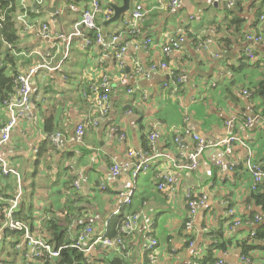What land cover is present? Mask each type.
I'll return each instance as SVG.
<instances>
[{"label":"crops","instance_id":"crops-1","mask_svg":"<svg viewBox=\"0 0 264 264\" xmlns=\"http://www.w3.org/2000/svg\"><path fill=\"white\" fill-rule=\"evenodd\" d=\"M100 3L97 19L107 41L110 34L126 31L123 21L130 18L137 4L148 11L141 34L134 38L126 34L129 48L122 60L117 58V50L104 51L90 30L81 28L80 35L68 38L81 18L83 0H16L19 41L12 52L15 67L26 72L47 65L31 78L33 122L17 123L3 150V156L19 168L22 183L28 181L30 186L21 209L31 210L37 224L59 220L67 226L70 241H76L87 224H92L97 234L105 233L112 218L140 213L122 244L98 243L92 249L96 264H106L114 257L123 258L126 264H195L208 254L223 264H264V246L244 258L241 245L244 240L251 242L252 229L264 224L262 209L253 202L254 180L247 169L250 159L264 166V99L251 90L264 80V45H258L250 65H242L251 44L246 35L238 36L228 51L216 41L229 35L224 22L227 14L244 19L245 33L262 32L264 36V13L257 16L259 9L264 11V0H181L175 9L164 0H132L131 9L116 22L108 21L114 14L110 4L123 1ZM43 24H49L48 38L42 35ZM179 29L184 30L187 41L167 56L163 46ZM210 37L214 43L200 48V42ZM145 38H151L152 45L136 48L135 42L142 44ZM10 47L0 34V53ZM164 61L179 74L177 81L162 69L149 78L137 73L138 67L148 72L153 64ZM12 72L9 69L8 73ZM108 74L113 83L111 109L109 116L95 125L91 121L98 111L85 92ZM121 74L127 76L134 92L123 87ZM50 114L54 117L52 133L45 130V118ZM7 120L0 106V122ZM83 122L85 134L79 141L77 127ZM186 127L211 143L229 136L238 139L227 146L209 147L197 170L180 172L177 187L161 191L159 181L173 170L170 158L183 155L175 138ZM153 132L158 135L154 149ZM55 133L60 137L53 142ZM46 139L55 150L51 158L50 153L45 156L48 166L42 163L37 167L38 151ZM156 152L159 156L154 157ZM149 157L155 160L147 172L135 177L132 169H126L119 178H111L113 164L130 166ZM77 180L80 188L75 187ZM259 186L264 193V181ZM1 188L15 194L18 182L13 176H4ZM128 190L133 191L131 204L121 196ZM189 190L206 200L192 228L186 230ZM69 201L79 208L76 217L67 218ZM251 210L262 219L247 224L244 217ZM237 219L242 221L239 226L234 225ZM151 238L159 242L154 260L147 249Z\"/></svg>","mask_w":264,"mask_h":264},{"label":"built area","instance_id":"built-area-1","mask_svg":"<svg viewBox=\"0 0 264 264\" xmlns=\"http://www.w3.org/2000/svg\"><path fill=\"white\" fill-rule=\"evenodd\" d=\"M84 4L81 9V18L75 23V29L72 34L68 35V38L80 35L81 28H85L86 30H90L94 34V41L97 42L104 51H107L109 48H113L116 51V56L118 59L122 60L125 56L128 48L129 42L126 41L127 31H117L113 34H110L109 41L104 37V33L102 32V28L100 23L98 22V15L100 14L102 8L100 0H83ZM166 1L170 7L175 9L181 4V0H164ZM72 8H75L72 5ZM147 10L143 4H137L131 11L130 18L123 21V24L127 30L130 29V34L133 36H137L141 34V24L145 20L147 16ZM43 36L48 38V30L49 24H43L42 26ZM247 39L251 41L249 47L246 48V54L248 56L253 57L255 47L264 42V36L261 34L247 35ZM187 41V36L183 29H179L178 35L169 36L167 41L163 46V52L165 55H171L173 52L180 50L185 42ZM92 40H88L87 43H91ZM153 40L151 38H145L142 44L135 42V47L139 48L142 46L148 47L152 45ZM214 43V39L212 37L207 38L200 42L199 47L207 49L210 45ZM43 66L47 67L46 64H40L34 67H31L26 72H20L16 78L17 92L12 95L8 100L5 101L6 105V113L8 120L6 123L0 128V165L3 174L11 175L13 177H19V188L15 197L8 199L9 206L6 209L4 225L2 227L4 230H23L25 232L22 243L16 246V253L20 255H24L26 261L24 264H37V262H41L42 259L48 258L50 260L59 257V250H56L55 246L47 242L40 234H33L30 230L29 225L23 222L20 219H17L14 214L20 205V200L23 195L22 188V177L21 173L18 170V167L11 164L9 159L3 156V148L9 142L11 138V133L13 127L21 122H33L34 120V109L35 105L31 99L32 93V85L31 78L34 74ZM162 69L168 71L170 77L173 78L175 76V71L172 68H169V65L166 61L162 62L160 65L153 64L148 72H145L142 67H138L137 73H139L143 77H151L154 72ZM121 84L127 85L129 80L125 74L120 75ZM175 82V81H174ZM112 76L105 75L102 77L100 83L94 82L91 86V90L93 92V104L97 109L98 113L95 117L92 118V123L97 125L101 120H104L109 116V112L111 109V94H112ZM129 92H134L133 88L128 89ZM86 93V92H85ZM261 120L264 123V114L261 115ZM248 124H252V120L248 121ZM86 124L83 122L77 127V138L80 141L85 134ZM157 133L153 132L150 134V140L155 148V139L157 138ZM60 137L59 133H55L51 136V140L55 142ZM238 138L236 136H229L227 138H223L217 142L211 143L210 141L204 139L199 133L191 130L186 127L183 129L175 138V142L183 147V155L178 158H170L171 160V168L172 171L168 172L162 180L159 181L157 187L161 191L165 190H174L177 185L180 183V172L185 171H195L200 166V161L203 153L212 146H227L230 145L233 141H236ZM130 155L134 154L133 150H130ZM159 156L156 152L154 157ZM155 160L153 157L147 158V160L142 162H133L130 166H122L120 164H113L111 167V178L117 179L119 178L126 169H132L133 176L137 177L141 172H147L151 165L152 161ZM218 165L224 167L222 161L218 162ZM247 169L252 173L254 184L252 189L256 191L258 186L262 184L264 181V166L257 164L250 159L247 162ZM18 181V180H17ZM75 187L80 188L81 182L79 180L75 181ZM121 196H124L127 204L132 203L133 191L128 190L126 192H122ZM188 197V207L189 213L187 216V221L185 224L186 230H190L195 222V218L198 214L199 208L203 203H205L206 196H198L195 195L193 191L189 190L187 192ZM0 198H2L0 196ZM232 212V210L230 211ZM140 218V213H134L127 218V220L123 223L120 232L121 233H129L133 227L137 224ZM262 216L256 215V221H260ZM242 223L241 219H237L234 221L235 226H239ZM247 224H251L250 221ZM92 224H88L84 230V233L78 237L72 246L80 248L85 252V255H92L90 253L92 249H96V245L98 243H102L103 245L108 246H116L123 243V238L118 236L114 239L107 238L104 236V233L97 234L96 230ZM255 231H252L250 236H254ZM91 243L88 244L89 240ZM158 241L154 238H151L147 249L151 251L150 258L154 260L155 258V248L158 245ZM246 256H244L245 258ZM243 258V259H244ZM195 264H200L199 262ZM207 264H223L222 260H216L212 263Z\"/></svg>","mask_w":264,"mask_h":264},{"label":"trees","instance_id":"trees-1","mask_svg":"<svg viewBox=\"0 0 264 264\" xmlns=\"http://www.w3.org/2000/svg\"><path fill=\"white\" fill-rule=\"evenodd\" d=\"M16 13H17L16 0H0L1 39L9 46H12V48L10 47L3 54L0 53V106L3 107L5 111H6L5 101L8 100L12 95H14L17 92L16 78L17 75L20 73L15 67L16 66L15 56L12 54L15 45L19 41L18 28L15 20ZM263 13L264 11L261 8L259 9L257 16L259 17ZM231 15L232 17H230ZM231 15L227 14V18L224 20V22H226L225 31L228 32L229 35L227 36L223 35L222 37L216 38L217 45L224 51L230 50L229 47L231 46V44H233V42H235L238 36L245 37L246 35L247 38V35H249L245 33V30L243 28L244 19L236 14H231ZM126 31L127 33L130 34L129 28H127ZM259 34L263 36L262 32L257 33V35ZM90 35L94 39L93 36L94 34L91 33ZM129 37L134 38L135 36L130 35ZM261 45H264V42ZM258 51H259V46L257 45L255 47L253 56L257 54ZM251 58H252L251 56L245 55L241 60L242 65H250L248 61ZM9 69L13 71L12 74L8 73ZM178 77L179 74L177 73V71H175V76H173V80L177 81ZM101 80L102 79L96 82L100 83ZM111 85L113 87V83ZM91 86L92 84L88 87L85 93V98L91 101L93 104V99H92L93 92L91 90ZM123 87H125L127 91L129 88H131L129 84L123 85ZM251 90H253L254 92L253 94L262 96L264 99V80H262L257 85L253 86ZM5 123L6 122H0V128ZM45 130L48 133L53 132L54 130L53 114H50L45 118ZM54 150H55V146L51 144L50 139L44 140L41 143L38 151V158L36 160L37 167L42 163L48 166L50 162L45 161V156L47 153H50V158H51L53 156L52 153ZM4 176H11V175L3 174L0 165V196L2 197L0 198V264H20V263L24 264V262L26 261L24 255L17 254L15 250H16V246L22 243L25 232L19 229L4 230V231L2 229L4 225L6 209L9 206L8 199L15 197L16 195V194H7L1 188V179ZM259 187L257 192L254 191L253 202L255 203L256 206L261 207L262 212L264 214V193L260 191ZM22 188H23L22 190L23 195L20 200V205L16 210L14 216L17 219H20L23 222H25L27 225H29L30 230L32 231L33 234H40L47 242L55 246L56 250H59V257L52 260L48 258H44L42 259L41 262H37V264H96V258H94L92 255H88V256L85 255V252L83 250L71 245L74 244L75 241H70L67 238V234L69 230L67 226L62 225L59 220L57 219L47 220L45 222V226L43 224L44 221L42 222V220L39 222L40 224H37L36 222H34L35 217L31 210L28 209L26 210L25 208L21 209L22 201L24 200V198H26V191H29L30 186L28 188L23 182ZM66 211H67V218L76 217L78 215L77 211H79V208L75 207V204L72 201H69L66 204ZM256 213L257 211L251 210L249 212V215L244 217V221H250L251 223H255L256 215L258 214L260 215V213L257 214ZM126 220L127 218L123 214L112 218L109 221L104 236L111 239H114L118 236H121L123 238L125 234L121 233L120 230L123 223ZM80 228L81 226L78 227V231ZM252 231H255V235L251 237V242H249V240H244L243 242H241V245L243 247V253L245 254V256H248L247 254L254 248L259 246L260 247L264 246L263 243L264 224H259V226H257V228L255 229H252ZM83 233L84 231H82L81 234H79V236H81ZM221 245H223V243H220V246ZM210 255L211 254H208V256H206L202 260H199L198 262L200 264H207L217 260V258H214L212 255L211 256ZM106 264H126V262L121 257H114L112 260L106 262Z\"/></svg>","mask_w":264,"mask_h":264},{"label":"water","instance_id":"water-1","mask_svg":"<svg viewBox=\"0 0 264 264\" xmlns=\"http://www.w3.org/2000/svg\"><path fill=\"white\" fill-rule=\"evenodd\" d=\"M123 3L121 5L116 3H111L110 6L114 10V14L111 19H109V22H116L120 18L123 17V15L128 12L131 9V2L132 0H122Z\"/></svg>","mask_w":264,"mask_h":264},{"label":"rangeland","instance_id":"rangeland-1","mask_svg":"<svg viewBox=\"0 0 264 264\" xmlns=\"http://www.w3.org/2000/svg\"><path fill=\"white\" fill-rule=\"evenodd\" d=\"M14 166H16L17 167V165H14ZM18 170H19V168H18ZM20 172V171H19ZM21 177H22V175H21ZM15 178V180H16V182H18L19 183V177L18 176H15L14 177ZM18 180V181H17ZM24 184L27 186V184H28V181H27V184L24 182ZM28 188H29V186H27ZM18 188H19V186H18ZM18 188H17V192H18ZM17 192L15 193V194H17ZM21 264V263H20Z\"/></svg>","mask_w":264,"mask_h":264}]
</instances>
